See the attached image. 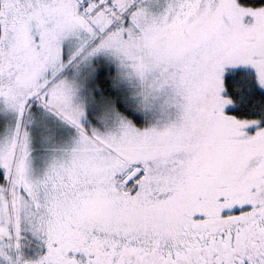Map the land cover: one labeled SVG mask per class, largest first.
<instances>
[{
	"label": "snow or ice",
	"instance_id": "1",
	"mask_svg": "<svg viewBox=\"0 0 264 264\" xmlns=\"http://www.w3.org/2000/svg\"><path fill=\"white\" fill-rule=\"evenodd\" d=\"M0 264H264V0H0Z\"/></svg>",
	"mask_w": 264,
	"mask_h": 264
}]
</instances>
